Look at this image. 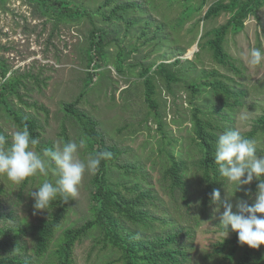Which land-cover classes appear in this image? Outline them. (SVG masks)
I'll list each match as a JSON object with an SVG mask.
<instances>
[{
	"label": "rangeland",
	"instance_id": "1",
	"mask_svg": "<svg viewBox=\"0 0 264 264\" xmlns=\"http://www.w3.org/2000/svg\"><path fill=\"white\" fill-rule=\"evenodd\" d=\"M74 1L91 10L99 9L105 2ZM129 1H135L139 6L129 8L130 13L125 20H106L100 13L93 16L98 27L109 31L110 43L106 45L108 60L94 66L99 72L89 88L85 85L89 70L85 48L89 31L94 25L88 16L74 22L62 20L55 28L50 16H35V5L27 0L0 3V58L7 62L11 71H32L39 76L38 80L29 78V87L21 88L24 102L14 95L10 101L16 108H22L40 121L41 138L36 146H31L33 151L40 154L49 144L55 149L69 141L78 142L84 138L81 124L68 117L63 109V103L78 99L84 91L78 107L99 122L98 128L107 144L131 149L129 154L115 160V165L111 167L113 172L117 174L119 171L118 163L124 159L133 161L137 155V159L146 164L150 187L158 196L149 205L150 212L159 217L152 227L143 228L131 223H127V227L139 230L146 237L184 227L190 233L183 235L181 240L190 248L191 264H231L221 255L212 254L214 244L226 235L220 227L219 213L213 219L214 209L222 212L223 208L212 202L203 206V190L193 163L199 155L192 144V137L195 136L194 108L200 106L208 111L207 108L215 103V99L210 95V89L206 88L190 103L192 92L186 83L201 77L204 79L206 72L217 70L232 80L223 79L225 82L245 89L247 95L244 106L232 113L234 129L244 136L252 128L254 119L264 114V65L253 67L246 61L251 48L264 50V5L246 19L241 31H230L226 37L225 49L234 65L239 67L237 73L230 66L216 61L209 47L201 49V44L214 38L213 30L227 23L231 16L230 12H222L216 18L203 20L211 4L218 0H115L111 6L117 3L125 5ZM189 6L198 7L199 10L188 16ZM110 7L105 6L101 11H107ZM121 49L125 53L124 72L118 71L116 67ZM177 58L182 59L176 65L182 81L173 82L174 95L167 92L163 81L158 79L156 82L159 110L168 133L164 137L157 128L151 106L145 100V84L140 72L148 64L163 61L171 63ZM18 130L12 118L1 110L0 134L5 136L6 142L0 145V150L10 148L12 135ZM253 139L257 141L256 154L264 156V133H258ZM170 140L172 144L168 143ZM160 148H165L164 152H159ZM168 151L174 152L188 164L186 178L191 193L189 203L185 202L179 189L172 196L173 192L163 179L165 169L171 164ZM89 154L90 150L86 147L79 150L77 156L83 160ZM92 176L85 173L71 209L55 232L52 247L63 237L66 228L85 223L92 217ZM56 179L58 172L54 164L49 165L45 173L35 174V179L30 180L25 187L22 183L14 184L5 176H0V187L3 189L0 193V212L14 211L13 216L28 225L27 235L22 236V239L29 246L32 241L34 243L30 226L40 218L48 217L50 210V205L45 210H36L30 194L37 191L45 180L54 184ZM257 184L258 181L254 179L251 184L241 185L240 190L236 191L235 186L226 181V186L220 190L221 199L227 196L235 212V205L241 199L249 205L254 204ZM4 222L11 223L13 220L11 217L0 219V224ZM97 232L95 230L93 234ZM234 233L229 226L227 237ZM93 234L78 244L74 264H105L112 256L116 257L114 252L101 245L93 247ZM28 253L32 254L30 250ZM49 262L50 257L46 254L39 258L38 264Z\"/></svg>",
	"mask_w": 264,
	"mask_h": 264
},
{
	"label": "trees",
	"instance_id": "2",
	"mask_svg": "<svg viewBox=\"0 0 264 264\" xmlns=\"http://www.w3.org/2000/svg\"><path fill=\"white\" fill-rule=\"evenodd\" d=\"M7 1L0 0V3L3 4ZM27 1L35 5L33 10L35 16H50L55 23V28H58L57 24L62 20L74 22L85 16L91 19L94 26L89 31L88 45L85 48L89 68L88 79L85 80L86 88L90 87L96 73L99 72L94 66L105 63L109 56L106 50V45L110 43L108 40L109 31L103 27H98L94 23L93 16L100 13L106 20L113 18L125 20L130 13L128 9L139 6L135 1H129L125 5L117 3L111 6L115 0H105L99 9L91 10L74 0ZM263 5L264 0L215 1L205 12L203 20L216 18L222 12H230L231 16L227 23L213 30L214 38L201 44V49L204 50L206 46L209 47L216 61L224 66H230L231 69L239 73V67L234 65L232 57L225 49L226 37L230 31L235 33L241 31L245 27L246 19L251 14H256ZM105 6L111 7L107 11H101ZM198 10V7L189 6L187 15L190 16ZM197 53L198 58H200V53ZM124 56V49H121L117 56L118 63L116 65L120 72L125 70ZM185 61L189 60L185 59ZM181 62L182 59L177 58L171 63L165 61L152 63L146 65L140 72L145 84V100L151 106V113L156 120L157 128L164 137L168 136V133L164 129L165 120H163L159 110L160 103L156 97V82L158 79L163 81L167 92L174 95L173 82L182 81L176 69V65ZM190 64L193 65V63ZM10 69L11 67L7 62L0 58V111H4L12 118L20 130L27 125L31 138L39 141L42 126L38 118L26 113L22 108H16L10 101V97L14 95L24 102L20 92L21 88L29 87V78L33 77L38 80L39 76L33 74L32 71L20 72ZM223 79L231 80L219 71L213 70L206 72L204 79L201 77L186 83V87L192 92L190 103L206 88L210 89V95H213L215 99V103L207 108L208 111L197 106L194 108L193 115L195 136L192 137V144L199 154L193 163L199 174L204 207L211 202L210 194L213 189L221 190L226 186V178L220 176L218 165L215 164V144L222 132L234 129L232 113L244 106V98L247 95L245 89H240ZM80 97L72 102L63 103V109L68 117H72L81 124L82 136L86 139L87 148L92 155L102 151L112 153L110 159L101 161L98 170L93 174L90 181L92 185L90 194L92 217L85 223L66 228L63 237L52 247L55 232L66 218L74 201V198H70L69 201L64 202L61 197L57 196L50 203L48 217L40 218L37 223L30 226L33 230L34 243L32 241V245L29 246L22 239V236L27 235L28 225L18 221V217L13 216L14 211L0 212V219L11 217L13 220L11 223L0 224V264H38L39 258L46 254L50 257L49 264H74V253L78 244L91 236L95 230L98 231V234L92 236L93 247L101 245L103 248L114 252L116 256H112V259L107 260L105 264H191L190 248L181 240L183 235L190 233L185 231L184 227L166 234L159 233L152 237H146L139 230L127 227V223L143 228L152 227V223L159 217L150 212L149 205L154 203L158 196L150 187V176L146 171V164L138 160L137 155L133 161L124 159L122 163H118L119 171L117 174L113 172L111 167L115 165V160L119 156L129 154L131 149H122L117 145L107 144L105 137L98 128L99 122L79 109ZM145 121L147 122L148 118ZM261 132L264 133V114L254 119L252 128L244 136L253 139ZM168 143H171V140ZM47 147L53 149L51 144ZM164 150L165 148H160L159 152H164ZM168 152L171 164L165 169L163 179L173 192L172 196L175 195L174 191L179 189L183 193L185 202L189 203L191 193L186 178L188 164L174 152ZM34 179L35 175L28 177L22 182L23 187ZM2 192L3 189L0 187V193ZM28 249L32 254L28 253ZM212 254L221 255L225 261L231 264H264V245H261L259 249L241 245L238 242L237 233L218 240L214 244Z\"/></svg>",
	"mask_w": 264,
	"mask_h": 264
},
{
	"label": "clouds",
	"instance_id": "3",
	"mask_svg": "<svg viewBox=\"0 0 264 264\" xmlns=\"http://www.w3.org/2000/svg\"><path fill=\"white\" fill-rule=\"evenodd\" d=\"M246 61L250 66L264 65V50L253 47L249 50ZM6 142L0 134V145ZM38 140L31 138L27 125L22 130L13 133L10 148L0 150V176H5L14 184H20L28 177L45 173L46 168L54 164L58 172L55 183L45 180L31 196L35 201L36 210H45L50 203L61 197L64 202L75 198L85 173L95 174L101 161L112 157L109 151L94 155L89 154L85 159L78 158L77 153L87 147L85 138L78 142L69 141L62 147L43 148L38 154L31 146L37 145ZM257 141L247 138L238 129H228L222 132L215 144L214 160L218 165L221 177L229 184L240 190L241 185H248L257 180V192L254 204L249 205L243 199L234 205L227 199L222 200L219 189H213L211 202L219 205L220 210L214 209L213 219L219 213L220 227L229 234V226L238 235V242L253 249L264 245V156L256 154Z\"/></svg>",
	"mask_w": 264,
	"mask_h": 264
}]
</instances>
